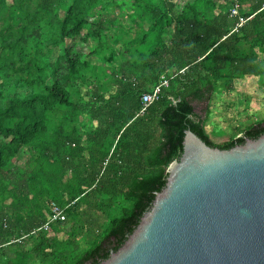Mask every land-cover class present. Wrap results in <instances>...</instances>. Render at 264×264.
<instances>
[{"label": "trees", "instance_id": "trees-1", "mask_svg": "<svg viewBox=\"0 0 264 264\" xmlns=\"http://www.w3.org/2000/svg\"><path fill=\"white\" fill-rule=\"evenodd\" d=\"M95 1L0 0V203L5 207L8 201L11 211L8 215L0 210V249L17 246L13 257L0 254V264H100L124 244L164 188L168 166L182 154L185 130L222 150L264 135L262 119L240 136L215 143L193 105L194 100L214 94L220 80L229 90L233 80L260 75L256 63L247 54L238 55L235 45L264 47V0L252 1L247 13L241 12L240 0H231V30L224 19L200 17L196 0L181 9L174 24L177 0H158L149 26L158 46L151 48V54L158 56L161 48L172 44L170 50L180 56L161 98L140 113L141 94L150 92L160 77L135 73L124 78L115 96H98L102 108L109 110L103 129L85 136L70 128L81 109L71 99L70 88L77 80L93 88L79 70L80 54L73 42L78 37L87 42L86 8ZM134 2L139 5L142 0ZM236 2L239 16L233 17L230 9ZM239 17L245 19L241 25ZM170 29L167 43L162 36ZM66 40L72 43L53 62L47 45L57 47ZM207 61H212L211 70L198 75L199 65ZM143 64L152 68L146 61ZM9 75L18 77V88L6 99ZM64 109L69 112L63 113ZM22 149L29 153L24 165L5 170ZM80 163L85 166L80 168ZM52 202L64 209L65 220L51 223L47 232L32 233L48 220ZM112 205L119 211L108 215L102 237L82 252H70L69 237L61 238L68 219L81 222L82 210L107 213ZM92 225L88 218L81 227ZM29 240H33L30 247ZM34 255L39 257L36 263Z\"/></svg>", "mask_w": 264, "mask_h": 264}, {"label": "rangeland", "instance_id": "rangeland-1", "mask_svg": "<svg viewBox=\"0 0 264 264\" xmlns=\"http://www.w3.org/2000/svg\"><path fill=\"white\" fill-rule=\"evenodd\" d=\"M193 1L195 0H177L175 13L172 12L174 24L177 21L176 15L187 3ZM196 1L200 17L224 19L227 27L231 30L234 22L228 11L231 0ZM252 1L254 0H240L241 12H249ZM157 4L158 0H142L139 5H136L134 0H96L91 7L86 8L88 23L85 30L88 40L84 43L78 37L73 43L74 50L80 54L81 67L79 70L93 88L89 89L79 82L80 80H77L78 83L70 88L71 99L81 108V111L79 110L73 115L74 120L70 124V128L76 127L85 136L94 133L97 129H103L109 110L102 108L103 103H100L98 96H115L120 91L124 78L129 80L135 73H143L147 77L158 75L169 78L174 76L173 66L178 63L180 56L170 50L172 44H169L166 50L161 48L159 50L161 53L158 56L151 54V48L158 46L154 33L149 32L152 22L151 10ZM1 29H3V25L0 23V33ZM171 34L172 30L170 29L165 31L162 36L167 43L170 42ZM71 43L72 41L66 40L64 44L57 47L48 44L46 51H51L50 59L55 62L56 58L63 53L64 47ZM98 43L103 46L98 47ZM96 49H98L97 53H95ZM235 49H237L238 55L247 54L256 63L260 75L245 76L233 80L229 90L224 88L223 80H220L218 90L207 100L193 101L197 117L204 120L205 130L215 143L225 142L231 136H240L246 127L264 119V47L251 48L249 44L241 42L235 45ZM145 61L152 68L145 66L143 64ZM84 63H87L88 66L85 67ZM211 67L212 61L201 63L197 74L204 76L207 71L211 70ZM61 72L66 73L63 70ZM60 77L63 80V77ZM2 80L3 76L0 74V83ZM17 80L16 75L8 76L9 85L4 89L6 99L11 97L13 91L18 88ZM47 81L51 83L50 78ZM18 91L23 92L21 88ZM135 99L137 100V97ZM62 112L67 113L69 109H64ZM28 157L27 149H22L11 159L5 170H15L17 167L23 166ZM83 166L85 164H79L80 168ZM69 175L68 173L67 178ZM105 202L110 203L111 200L106 199ZM5 203V207L0 203V210L11 215V211L7 209ZM108 210L107 213H102L86 208L81 211L83 217L81 222H77L71 217L68 219L61 238L69 237L70 252H82L102 237L109 224L108 215L117 214L119 207L112 205L108 207ZM88 218L93 223L92 227H81V224ZM74 230L75 235L72 236L71 233ZM52 236L53 234L50 233L49 237ZM32 241L27 242L28 247L31 246ZM16 247L4 245L0 249V254L13 257V250ZM38 261V255H34L32 262Z\"/></svg>", "mask_w": 264, "mask_h": 264}, {"label": "water", "instance_id": "water-1", "mask_svg": "<svg viewBox=\"0 0 264 264\" xmlns=\"http://www.w3.org/2000/svg\"><path fill=\"white\" fill-rule=\"evenodd\" d=\"M152 206L100 264H264V135L228 150L185 130Z\"/></svg>", "mask_w": 264, "mask_h": 264}, {"label": "built area", "instance_id": "built-area-1", "mask_svg": "<svg viewBox=\"0 0 264 264\" xmlns=\"http://www.w3.org/2000/svg\"><path fill=\"white\" fill-rule=\"evenodd\" d=\"M230 15L233 17L239 16V4L236 2L233 7L230 9ZM245 21L244 18L239 17V23L237 25H241ZM169 79L165 76H161L158 83L154 86V88L150 92H143L140 96L141 109L140 113L146 111V109L157 102L163 93V89L168 87ZM51 213L49 215L48 220L42 225L40 228L35 229L32 233H37L38 231H49L50 224L57 221H64L65 214L64 209L56 205L55 203H50Z\"/></svg>", "mask_w": 264, "mask_h": 264}]
</instances>
